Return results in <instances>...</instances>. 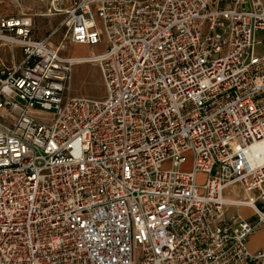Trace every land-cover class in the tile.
Instances as JSON below:
<instances>
[{
  "label": "built area",
  "instance_id": "1",
  "mask_svg": "<svg viewBox=\"0 0 264 264\" xmlns=\"http://www.w3.org/2000/svg\"><path fill=\"white\" fill-rule=\"evenodd\" d=\"M53 2L58 45L0 19V264H264V0Z\"/></svg>",
  "mask_w": 264,
  "mask_h": 264
},
{
  "label": "rangeland",
  "instance_id": "2",
  "mask_svg": "<svg viewBox=\"0 0 264 264\" xmlns=\"http://www.w3.org/2000/svg\"><path fill=\"white\" fill-rule=\"evenodd\" d=\"M62 1V0H61ZM63 10L70 6L71 0H63ZM250 5V0H247ZM52 3L53 0H0V19L3 17H18L24 14L32 15L34 18V37L37 39H49L55 45H58L67 34L65 26L66 13L55 12ZM257 41L260 44L256 46L257 54L264 53V37L263 33H257ZM106 43L98 46H77L68 44L65 51L67 55L76 57L93 56L103 52L107 48ZM1 55L4 59H10V51L7 49L1 50ZM21 58V53H18V60ZM69 96H90L96 98H104L106 95L103 85L102 75L97 65L95 64H80L74 68L73 77L69 83ZM35 117L39 119H47L46 114H37ZM189 155V159H190ZM188 165L185 166L187 168ZM199 181L203 182L205 177H199ZM243 213L249 214L247 209H243Z\"/></svg>",
  "mask_w": 264,
  "mask_h": 264
},
{
  "label": "crops",
  "instance_id": "3",
  "mask_svg": "<svg viewBox=\"0 0 264 264\" xmlns=\"http://www.w3.org/2000/svg\"><path fill=\"white\" fill-rule=\"evenodd\" d=\"M247 246L251 252L264 250V228L256 230L248 239Z\"/></svg>",
  "mask_w": 264,
  "mask_h": 264
},
{
  "label": "bare ground",
  "instance_id": "4",
  "mask_svg": "<svg viewBox=\"0 0 264 264\" xmlns=\"http://www.w3.org/2000/svg\"><path fill=\"white\" fill-rule=\"evenodd\" d=\"M76 57V56H75ZM87 57V56H86ZM85 58V57H84Z\"/></svg>",
  "mask_w": 264,
  "mask_h": 264
}]
</instances>
